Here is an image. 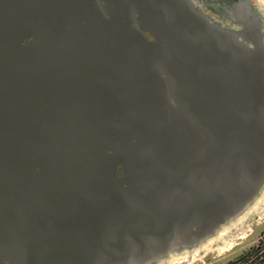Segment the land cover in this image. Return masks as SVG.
I'll list each match as a JSON object with an SVG mask.
<instances>
[{"label": "water", "instance_id": "1", "mask_svg": "<svg viewBox=\"0 0 264 264\" xmlns=\"http://www.w3.org/2000/svg\"><path fill=\"white\" fill-rule=\"evenodd\" d=\"M20 5L0 0V264H155L255 197L248 1L38 0L40 22Z\"/></svg>", "mask_w": 264, "mask_h": 264}, {"label": "rangeland", "instance_id": "2", "mask_svg": "<svg viewBox=\"0 0 264 264\" xmlns=\"http://www.w3.org/2000/svg\"><path fill=\"white\" fill-rule=\"evenodd\" d=\"M246 1L258 7L264 31V0ZM246 230V233L227 241L221 250L208 251L185 264H264V209L249 219Z\"/></svg>", "mask_w": 264, "mask_h": 264}, {"label": "bare ground", "instance_id": "3", "mask_svg": "<svg viewBox=\"0 0 264 264\" xmlns=\"http://www.w3.org/2000/svg\"><path fill=\"white\" fill-rule=\"evenodd\" d=\"M263 209L264 184L255 197L237 215L221 225L214 235L206 238L190 250L172 253L155 264H185L201 257L208 251L221 250L225 247L227 241L246 233L249 219L261 213Z\"/></svg>", "mask_w": 264, "mask_h": 264}, {"label": "flooded vegetation", "instance_id": "4", "mask_svg": "<svg viewBox=\"0 0 264 264\" xmlns=\"http://www.w3.org/2000/svg\"><path fill=\"white\" fill-rule=\"evenodd\" d=\"M21 1V5H20V8L23 10L22 11V15L23 16H25V17H36V18H38L39 19V22L42 20V14L38 11V8H37V6H34L33 4H37V1L38 0H20ZM233 1V0H232ZM29 2V4H31V6L29 7V9H30V11H31V13H27V11H28V9H27V7H26V4ZM205 10H209V8H204ZM34 11V12H33ZM210 11V10H209ZM208 11V12H209ZM216 12V14H213V16L212 17H215V18H219L220 19V16H219V14L221 15V18H225V16H226V12L224 11V10H218V12L217 11H214V13Z\"/></svg>", "mask_w": 264, "mask_h": 264}]
</instances>
